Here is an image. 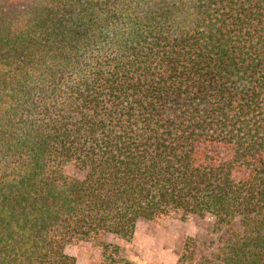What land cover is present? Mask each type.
Returning a JSON list of instances; mask_svg holds the SVG:
<instances>
[{
	"label": "trees",
	"instance_id": "obj_1",
	"mask_svg": "<svg viewBox=\"0 0 264 264\" xmlns=\"http://www.w3.org/2000/svg\"><path fill=\"white\" fill-rule=\"evenodd\" d=\"M171 211L264 264V0H0V264Z\"/></svg>",
	"mask_w": 264,
	"mask_h": 264
},
{
	"label": "rangeland",
	"instance_id": "obj_2",
	"mask_svg": "<svg viewBox=\"0 0 264 264\" xmlns=\"http://www.w3.org/2000/svg\"><path fill=\"white\" fill-rule=\"evenodd\" d=\"M144 221L148 225H141L145 238L140 236L141 240L139 242L137 241L138 239L136 240L137 244L135 247L139 250L141 245H145L144 247L147 251L144 254L146 258L141 253L139 256L148 260L147 264H176L184 242L188 237L196 241L192 250L193 254L191 255L196 264L202 260V256L215 257L223 245L224 232L219 227L217 228L216 224L214 225L215 220L211 216H183L178 211H171L160 216L154 214L149 219H144ZM93 237L70 234L66 238L63 250L65 252V248L70 245H90L93 248L94 255L101 260L102 248L100 244L102 242L112 243L122 248L123 246L121 245H124L121 242V244L115 242L119 236L112 233H104ZM122 241L127 244L131 240L122 239ZM132 244L134 245V243ZM126 259L129 260L128 257ZM129 262L133 264L131 259ZM183 264L187 263L184 262Z\"/></svg>",
	"mask_w": 264,
	"mask_h": 264
},
{
	"label": "crops",
	"instance_id": "obj_3",
	"mask_svg": "<svg viewBox=\"0 0 264 264\" xmlns=\"http://www.w3.org/2000/svg\"><path fill=\"white\" fill-rule=\"evenodd\" d=\"M141 222V223H140ZM144 219H139L135 225L134 235L130 242L124 243L120 237L117 238L118 244L121 245L127 251L126 257L131 259L133 264H147L148 260L140 257V253H146L145 245H141L139 250L135 247L136 240L139 242L141 240L140 236L144 237V232L142 231L143 227L141 225H147L144 223ZM148 222V221H147ZM146 222V223H147ZM148 226V225H147ZM154 230V229H152ZM145 238V237H144ZM121 242V243H120ZM134 243V245L132 244ZM132 244V245H131ZM66 254L73 256L75 258V264H100L101 260H99L95 255L93 248L90 245L78 244V245H70L65 248ZM145 257V254H144ZM146 258V257H145ZM157 262V261H156ZM160 264V263H159Z\"/></svg>",
	"mask_w": 264,
	"mask_h": 264
}]
</instances>
